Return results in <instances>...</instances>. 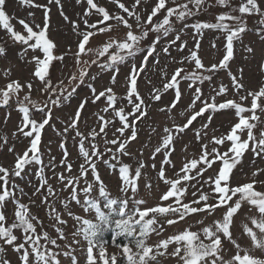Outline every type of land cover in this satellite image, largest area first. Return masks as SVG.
<instances>
[{"label":"snow or ice","instance_id":"snow-or-ice-1","mask_svg":"<svg viewBox=\"0 0 264 264\" xmlns=\"http://www.w3.org/2000/svg\"><path fill=\"white\" fill-rule=\"evenodd\" d=\"M17 2L21 7L42 10V23L37 22L34 11H28L25 18L10 16L7 0H0V31L4 32L0 37V57H7L9 43L18 45L17 59L32 66L29 78L23 80L13 78L15 65L11 63L0 69V109H8L4 126L11 111L19 114L10 136L0 134V151L7 146L8 153L14 156L8 166L0 163V264H13L9 250L15 254L17 264H162L160 257L174 264H264V179L260 178L264 168H255L247 182H232L234 170L246 153L264 159V59L258 65L260 78L254 88L243 82V68L233 71L231 66L237 42L245 52L254 51L243 44L245 33L252 30L264 41V0H132L131 4L107 0L115 11L98 0H75L77 5H86L76 20L65 14L62 0ZM52 5L78 38L75 51L69 46L56 53L57 44L49 36ZM214 8L224 11L212 13L213 21L189 22ZM93 16L97 18L92 20ZM251 19L255 24L250 29ZM13 20L22 31L17 30ZM189 29L191 48L182 39ZM205 30L218 31L225 40L222 55L210 64L200 55ZM100 36L105 39L92 45L93 38ZM210 47H217L216 40ZM173 50H186L187 54L177 59L172 56ZM138 55L139 63L135 59ZM161 55L177 66L171 71L168 63L160 66ZM69 57L70 66L64 63ZM129 60L132 62L124 76L123 92L117 93L120 66ZM56 62L62 69L71 70L67 74L61 70L54 81L51 70ZM149 63L154 70L159 69L162 86L153 85L144 76ZM94 67L98 69L96 73L92 72ZM222 71L229 83L213 84ZM101 74H108V83L98 90L95 81ZM142 77L152 85L147 97L140 91ZM205 83L209 85L207 95ZM83 85L88 94L79 100L67 120L55 117L64 124L62 130L56 129L50 123L54 109L69 101ZM230 90L232 98H227ZM169 93L170 100L161 104ZM186 94L189 102L177 111ZM89 103L100 105L92 113L96 123L81 131V123L87 124L82 118ZM155 104H160L155 113L163 117L162 124L149 125L147 140L137 151H130V146L139 140L140 124L151 119L149 112ZM226 111L234 112L235 122L217 135L219 128H213L212 122L215 114ZM198 118L203 122L199 128L192 127ZM46 126L61 137L74 133L78 167L74 169L76 161L69 159L63 139L59 143V162L50 157L45 163L42 136ZM189 130L199 150L190 154L191 141L183 144L177 166L172 159L176 142ZM153 134L157 136L155 144L151 143ZM10 138H24L28 144L18 152L15 144L8 146ZM124 158L133 163H126ZM101 164L120 181V195L113 196L109 191L99 170ZM148 169L155 173L158 193L157 202L151 206V180L144 184L147 198L139 187ZM29 174L36 181L34 184L32 179L27 180L33 188L31 196L17 183ZM25 197L27 203L23 202ZM33 197L39 198L38 206L51 222L47 227L32 212V206L37 204ZM73 205L84 215L74 211ZM245 206L247 211L237 224L236 217ZM193 217V222L186 223L183 229L149 243L153 235L162 237L168 227ZM105 232L111 233L114 251H109ZM225 243L230 247L226 248Z\"/></svg>","mask_w":264,"mask_h":264},{"label":"rangeland","instance_id":"rangeland-1","mask_svg":"<svg viewBox=\"0 0 264 264\" xmlns=\"http://www.w3.org/2000/svg\"><path fill=\"white\" fill-rule=\"evenodd\" d=\"M38 2L43 4V3H46V0H38ZM98 2L104 5L105 7H107L110 11H115V6L107 3V0H98ZM124 2L126 4H131L132 0H124ZM152 2L154 3L155 0H152ZM62 3L64 6L63 10L65 14L68 15L73 20L78 19L79 18L78 14H81L83 12L84 7H86V5H77L75 3V0H62ZM148 7L150 11L151 5H149ZM51 9H52L51 10V29L49 32V36L57 44V48L55 50L56 53L59 54L65 51L69 46H71L72 50L75 51V45L78 39L77 36L71 31V26L67 24L63 20V18L60 16L57 7L55 5H52ZM6 11L8 12L10 16H14L17 18H25L27 16L28 11H34L36 13L37 22L42 23V10L21 7L18 4L17 0H7ZM221 11H224V10L220 8H214L210 10L209 13L202 12L198 16L193 17L192 21H189V22H194L195 20L213 21L214 16L212 13H219ZM96 18H97L96 16H93L91 19L95 20ZM12 22L16 25L17 30L22 31L21 26L17 24L15 20H13ZM254 24H255L254 19L249 20L250 29L254 26ZM177 27H179V25H177ZM217 36H219L220 39L217 40L216 39ZM0 37H4L3 31H0ZM151 38L152 37L150 36L149 40ZM104 39L105 37L103 36L93 38L92 45H96L98 42H102ZM182 39L187 40L189 48L193 46V40H192L190 29L187 30V34L184 35ZM213 40H216L217 47L215 49L210 47L211 41ZM224 43H225V40H224V35L222 33L218 31L205 30L203 40H202V48L200 51V55L203 57L204 62L206 64L216 62L219 59V57L222 55V52L220 50L223 49ZM162 44H163V41L161 43V46ZM243 44L252 46L254 49L253 53L245 52L243 50L242 45L239 42H237L235 45V49H236L235 58L231 62V66H232L233 71H235L237 68H243L244 70L243 82L245 83L246 87L254 88L257 85V82L260 78L258 65L261 62V60L264 59V41L260 40L259 37L255 34V32L250 30L243 35ZM6 47L8 49V55L6 58L0 57V69L9 67L11 63V65H15L12 68L13 78L18 77L22 80L29 78L32 66L22 63L17 59L16 52L19 50V46L18 45L13 46L9 43L8 45H6ZM186 54H187L186 50L184 53H178L175 50L172 51V56H175L177 59H179L181 55H186ZM29 55H31V53H29ZM135 59H136V62L139 63L140 56L138 55ZM131 62L132 61L129 60L126 64L120 66V74L118 77V83L115 88L117 93L122 94L123 92L122 85L124 81V76L128 72L129 70L128 65ZM64 63L70 66L72 64L71 58L70 57L66 58ZM165 63L169 64V71H171L175 66H177V65L171 64L169 59H166L165 57H163V55H161L160 66H163ZM61 70H63L64 74H67L71 70V68L63 67L62 69V65L59 62H56L55 66L51 70L52 78L54 81L60 77ZM97 71L98 69H96L95 67L92 69L93 73H96ZM144 76L150 78L152 80L153 85L157 87L162 86L160 76H159V69L157 68L156 70H154L152 63H149L148 68L146 72L144 73ZM220 81H223V83L225 84L229 83L228 77L223 71L216 75V77L214 78L213 84L219 83ZM107 83H108V74H101L99 79L95 81V84L98 90L100 89L102 85H106ZM139 86H140L141 93L145 95V97H147V93L148 91L151 90L152 85H149L147 81L142 77L139 81ZM184 87H186V85H184ZM204 90H205V95H207L209 91V85L207 83H205L204 85ZM87 94H88V89L86 85L81 86V88L78 90V93L74 95L69 101L65 102V104L62 105L60 108L54 109V118L50 123L55 125L56 129L62 130L64 127V124L60 123V121L57 120L55 117H60L63 120H67V117L74 113V110L76 106L78 105L79 100ZM170 98H171V93L166 94L162 98L161 104L167 103L170 100ZM227 98H232L231 90ZM220 99H223V98H220ZM188 102H189V96L186 94L183 98V101L179 105V108L177 109V111L182 110ZM99 106H100L99 104L96 106H93L91 103L88 104V106L83 112V118H82L84 121L87 122V124L85 125V123L83 122L81 123L80 125L81 131H86L88 127L95 125L96 121L92 113L97 111V108ZM159 106L160 104L153 105V109L150 110L149 112V116L151 117V119L145 120L143 123L140 124L139 140L134 142L130 146V149H129L130 151H137L140 148V146L147 140L148 133L151 131V128L149 127V125H151L152 127H157V125L162 124L163 117L158 116L155 113V108ZM197 107H199V105H197ZM7 111L8 109H0V134L7 133L10 136L11 131L14 129L16 125V122L19 120V114L18 112L14 110L11 111V118L8 121L7 126L5 127L4 126V116ZM202 122H203V119L198 118V120L194 122L192 127L199 128ZM234 122H235V117H234L233 111L220 112V113L215 114V118L212 122V127L219 128V132L216 133L217 135H219L222 132H226L228 128L230 127V124ZM117 126H118V122H117ZM157 130L159 132L160 128L158 127ZM111 131L112 129L110 128L109 136H111ZM73 136H74L73 132H69L66 135V137L58 136L56 132L53 131L52 127L46 126V129L43 131V136H42V141H43L42 151L44 152L45 163L48 162L50 157H55L56 163L59 162V160L62 157V151L59 148V143L63 139L66 143L67 150L70 153L69 159H71L72 161H76V164H74V169L78 167L79 161L77 160V144L74 142ZM192 137H193V133L189 130L186 132L182 140H178L176 142V151L173 154L172 159L177 162V166H179V161L181 157V148L183 144L189 143V141H191V145L188 149V152L190 154H195L198 152L199 145L192 139ZM156 142H157V136L156 134H153L151 143L155 144ZM12 144H15L16 151L19 152V151H22L26 147V145L28 144V141L24 138H20L18 140L13 141L10 138L8 146H11ZM144 155H145V158H147V155H148L147 150H145ZM13 159H14L13 154L8 153L7 146H5V148L2 151H0V163H3L5 166H8L9 164L12 163ZM124 160L126 163H133L128 158H124ZM257 167L264 168V159L253 157V155L250 152L246 153V155L243 158L242 163L234 170L233 181H232L233 184L247 182V177H249L251 175V172ZM61 170L62 168L57 169V171H61ZM99 170H100L102 178L107 184L108 189L112 193V195L113 196L120 195L118 191L120 181L118 180V178L115 175H112L110 171L102 164L99 166ZM50 174L51 172L49 171V175ZM169 175H171V171H169ZM260 178L264 179V176H261ZM28 179H32L33 183L34 184L36 183L35 179L31 176V174L25 177V179H22V180L18 179L17 183H19L21 187H24L25 191L29 194V196H31L33 192V188L28 186L27 184ZM147 179H150L154 186L153 197L149 198V206H151L152 204L156 203L158 199V193L155 192V186L157 184V181L155 179V173L152 172L151 169H148L147 176L145 178H142L139 181L140 193L142 196H145L146 198H147V190L144 188V184ZM50 183H53V185L55 186L54 180L50 181ZM159 187L161 190L164 189V185L162 183L159 185ZM64 195H67V193H65ZM93 195L95 196L96 193L94 192ZM190 197H191V190L189 191V198ZM33 199H36L37 204L32 206V212L34 214L39 215L44 220L45 226L47 227V225L51 222L45 216L44 209L38 206L39 198L33 197ZM23 202L27 203L28 197H25ZM73 209L77 213L84 215L78 206L73 205ZM246 211H247V206H245L241 214L236 217L237 224H239L240 220L243 217L244 212ZM8 214H9V218L11 219V206H9ZM219 215H220V212H217V216ZM194 219L195 217H193L192 219L188 220L185 223H180L176 226L168 227L166 232L162 234V237H156L155 235H153L149 243H154L158 239L174 233L178 229H183L186 226V223H191L193 222ZM49 231H51V229H49ZM237 235L239 236L238 230H237ZM108 236H109V232H105L104 239L109 241V251L111 252V251H114L115 249H113L110 246L111 238H108ZM225 247L229 248L230 245L225 243ZM170 250L171 249H169V251ZM8 257L13 261V264H17L16 256L14 253L11 252V250L8 251ZM159 259L162 261V264H174V261L171 259H165L164 257H160Z\"/></svg>","mask_w":264,"mask_h":264},{"label":"trees","instance_id":"trees-1","mask_svg":"<svg viewBox=\"0 0 264 264\" xmlns=\"http://www.w3.org/2000/svg\"><path fill=\"white\" fill-rule=\"evenodd\" d=\"M108 238H111V233L109 232V236H108ZM122 239V238H121Z\"/></svg>","mask_w":264,"mask_h":264}]
</instances>
